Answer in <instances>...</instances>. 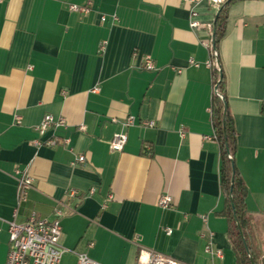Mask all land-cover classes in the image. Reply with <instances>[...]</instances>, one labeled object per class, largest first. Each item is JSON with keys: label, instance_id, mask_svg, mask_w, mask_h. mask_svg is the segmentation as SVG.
<instances>
[{"label": "crops", "instance_id": "crops-1", "mask_svg": "<svg viewBox=\"0 0 264 264\" xmlns=\"http://www.w3.org/2000/svg\"><path fill=\"white\" fill-rule=\"evenodd\" d=\"M88 4L87 14L70 10ZM217 13L208 0H0V264L9 222L53 218L57 208L65 213L61 264L82 254L136 264L142 249L177 264H237L221 214L208 65ZM217 54L235 163L264 249V0L229 7ZM147 55L157 71L144 69ZM48 114L67 126L41 137L36 128ZM130 116L135 124L125 127ZM119 133L128 136L120 153L110 148ZM52 137L70 145L35 143ZM25 169L34 183L20 199L16 171ZM163 195L173 200L168 209L158 204ZM210 245L222 256L206 252Z\"/></svg>", "mask_w": 264, "mask_h": 264}, {"label": "built area", "instance_id": "built-area-1", "mask_svg": "<svg viewBox=\"0 0 264 264\" xmlns=\"http://www.w3.org/2000/svg\"><path fill=\"white\" fill-rule=\"evenodd\" d=\"M208 1L216 10H219L220 6L226 0ZM70 10L80 14H87L90 11V4L84 6L71 5ZM103 20H105V18H103ZM190 26L194 30H199L202 27L201 22L198 20V13L195 10H192L191 12ZM207 45L210 46V44ZM104 48L105 46H102L101 50ZM217 59V51L213 49L212 60L208 63V65L218 67ZM189 63L198 67V64L194 60H190ZM143 67L149 71H157L156 63L150 55L145 56ZM262 111L264 112V102L262 103ZM114 121L117 122V120ZM135 121V117L130 116L125 122H123V125L125 127H130L135 124ZM144 125L154 127L155 124L153 122H145ZM66 126L67 122L64 118H55L53 115L48 114L44 117L39 126H37L36 130L42 137L51 130H56ZM84 129L85 128L83 126L80 127V130ZM127 142V134H115L110 142V148L113 152L120 153L124 150ZM35 143L37 146H69L70 140L52 137L46 142L38 140ZM85 161L86 159L84 155L79 156L78 162L83 164ZM16 173L18 174L17 194L20 199H23L26 197L28 191L33 187L34 179L30 176L28 169L22 171L17 170ZM93 191L94 190H92L91 193H93ZM75 195V191H70L68 193V197H74ZM172 203L173 200L169 195L161 196L158 202L162 209L170 208ZM64 216L65 213L63 210L57 208L54 211L53 218H40L36 214H31V216H29L27 221L24 223L19 224L9 222L10 250L8 253L7 264H61L62 258L67 252V250L60 244L62 237L61 220ZM167 234H172V230L167 229ZM206 252L215 254L219 257L222 256V252L219 250H213L211 245L207 246ZM77 264L100 263L82 254L79 255ZM136 264H177V262L172 257L156 251L142 249Z\"/></svg>", "mask_w": 264, "mask_h": 264}, {"label": "trees", "instance_id": "trees-1", "mask_svg": "<svg viewBox=\"0 0 264 264\" xmlns=\"http://www.w3.org/2000/svg\"><path fill=\"white\" fill-rule=\"evenodd\" d=\"M249 0H226L219 8L213 24V40L216 46L226 30L227 12L231 5ZM214 85L223 96L213 97L212 114L216 140L221 147L220 183L225 208L221 212L229 224L228 235L236 253L237 264H264V249L253 214L246 206L248 194L235 163L237 133L228 110L225 96V78L219 67L214 69ZM227 111L225 112V107ZM234 180V181H233Z\"/></svg>", "mask_w": 264, "mask_h": 264}, {"label": "water", "instance_id": "water-1", "mask_svg": "<svg viewBox=\"0 0 264 264\" xmlns=\"http://www.w3.org/2000/svg\"><path fill=\"white\" fill-rule=\"evenodd\" d=\"M218 15H219V13H218ZM213 49L216 51V46H215V43H214V40H213ZM217 63H218V65H219V60L217 59ZM219 67H220V65H219ZM215 92H216V94L218 95V96H220L221 98H223V96H222V94L220 93V92H218V89L216 88L215 89ZM227 111V106L225 107V112ZM234 181V180H233Z\"/></svg>", "mask_w": 264, "mask_h": 264}]
</instances>
